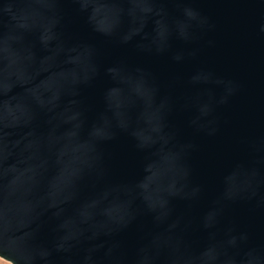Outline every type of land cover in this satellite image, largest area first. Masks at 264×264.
Masks as SVG:
<instances>
[{"label": "water", "instance_id": "water-1", "mask_svg": "<svg viewBox=\"0 0 264 264\" xmlns=\"http://www.w3.org/2000/svg\"><path fill=\"white\" fill-rule=\"evenodd\" d=\"M0 258L264 264V0H0Z\"/></svg>", "mask_w": 264, "mask_h": 264}, {"label": "rangeland", "instance_id": "rangeland-1", "mask_svg": "<svg viewBox=\"0 0 264 264\" xmlns=\"http://www.w3.org/2000/svg\"><path fill=\"white\" fill-rule=\"evenodd\" d=\"M0 264H11L10 262L0 258Z\"/></svg>", "mask_w": 264, "mask_h": 264}]
</instances>
